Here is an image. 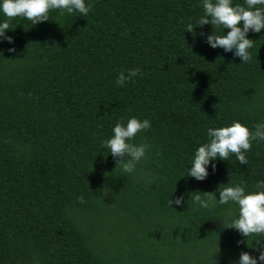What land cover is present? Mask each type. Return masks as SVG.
I'll return each mask as SVG.
<instances>
[{
	"label": "trees",
	"instance_id": "1",
	"mask_svg": "<svg viewBox=\"0 0 264 264\" xmlns=\"http://www.w3.org/2000/svg\"><path fill=\"white\" fill-rule=\"evenodd\" d=\"M88 2L84 16L11 18L12 43L0 40V264H237L242 251L257 255L252 240L264 236L227 227L234 205L193 207L191 197L226 183L254 191L264 142H252L245 165L230 155L202 181L181 175L208 127L264 121V29L247 33L250 58L240 63L205 42L228 29L185 31L202 15L199 0ZM129 68L144 75L116 86ZM132 116L149 120L132 143L150 149L125 175L101 141Z\"/></svg>",
	"mask_w": 264,
	"mask_h": 264
},
{
	"label": "clouds",
	"instance_id": "2",
	"mask_svg": "<svg viewBox=\"0 0 264 264\" xmlns=\"http://www.w3.org/2000/svg\"><path fill=\"white\" fill-rule=\"evenodd\" d=\"M202 9L195 21L185 26V31L191 33L194 26L210 24L223 30L221 35L209 34L204 37L207 45L213 49L220 48L225 53L231 52L238 57L240 63L250 58L249 49L253 40L247 38L249 31L256 33L264 29V0H243V5L233 4L232 0H199ZM91 9V3L86 0H0V40L12 43V37L6 35L9 29V20L21 17L35 25L37 22L49 20V12L55 10L60 16L78 13L86 15ZM8 52L15 51L9 47ZM143 72L138 68H129L118 72L113 83L123 86L126 82L142 77ZM148 119H138L134 116L117 120L111 128V135L101 141V147L107 149L119 166L120 172L125 175H134L139 162L147 158L150 145L147 143H132L133 138L140 132L150 128ZM206 141L199 144L192 152L191 158L185 166L181 177H191L197 181L206 179L208 168L215 171V160L226 161L234 155L239 164L245 165V153L250 149L252 142H264V121L256 122L252 130L238 121L221 127H208L205 131ZM217 187L216 195L211 192H194L191 197L193 207L208 208L216 205L231 204L235 206V214L228 228L238 232L241 237L264 236V180L255 182L254 191H246L241 183L225 184ZM173 191V189H172ZM171 191V192H172ZM218 197V198H217ZM81 200L82 197H77ZM183 195L168 199V206L181 205ZM171 208V207H170ZM225 227V226H224ZM256 247L253 249L257 255H250L242 251L238 255L237 264H264V239H253ZM240 241H237L239 244ZM218 251V249H217ZM216 251V252H217Z\"/></svg>",
	"mask_w": 264,
	"mask_h": 264
}]
</instances>
